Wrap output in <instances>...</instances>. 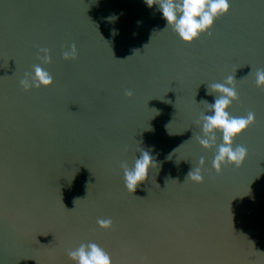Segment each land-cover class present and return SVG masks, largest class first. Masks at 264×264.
<instances>
[{
  "label": "water",
  "instance_id": "obj_1",
  "mask_svg": "<svg viewBox=\"0 0 264 264\" xmlns=\"http://www.w3.org/2000/svg\"><path fill=\"white\" fill-rule=\"evenodd\" d=\"M229 3L186 44L145 0H0V264H73L88 242L113 264H264V0ZM34 65L54 83L25 92ZM229 75L230 114L255 123L234 141L243 166L218 175L196 121ZM139 148L157 167L132 195L120 164ZM201 157L203 183L185 181Z\"/></svg>",
  "mask_w": 264,
  "mask_h": 264
},
{
  "label": "clouds",
  "instance_id": "obj_2",
  "mask_svg": "<svg viewBox=\"0 0 264 264\" xmlns=\"http://www.w3.org/2000/svg\"><path fill=\"white\" fill-rule=\"evenodd\" d=\"M145 3L150 8L153 5H158V10L167 22L166 28H171L186 44H192L202 35L211 37V30L215 21L230 11L229 0H145ZM39 51L42 55H38L37 59L42 64H51L50 51L46 48ZM62 56L66 61L76 60L78 58L76 45L72 44L70 49L63 51ZM236 82L235 75H229L224 83L209 85V95L215 96V102L202 101L201 103L212 115H205L204 112H201L200 118L196 121L202 136L197 135L195 138L203 149H215L212 168L218 175L225 166H234L237 169L243 166L248 156V150L244 146L234 147V141L255 123V113L251 111L246 116L241 117L233 116L229 112L233 102L239 101ZM19 83L21 88L28 92L33 88L38 90L41 87H51L54 79L40 65H34L33 72H26L24 79L20 80ZM255 86L264 89V69L256 70ZM125 95L131 98L133 93L126 91ZM218 134L222 141L219 144H217ZM138 152H140V156L135 158L132 167L127 162L120 164L123 170L124 187L132 195L140 184L149 179L150 169L157 167V162L150 151L139 148ZM204 164L205 160L201 157L199 166L187 174L185 181L203 183L202 168ZM156 185L159 187L158 184ZM96 223L103 230L111 231L113 229L111 218L98 219ZM66 254L73 264H113L110 254L94 242L81 243L74 250H67ZM140 264H148L147 259H143Z\"/></svg>",
  "mask_w": 264,
  "mask_h": 264
}]
</instances>
